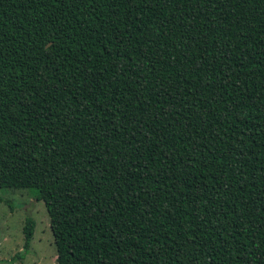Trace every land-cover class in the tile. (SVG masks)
Returning a JSON list of instances; mask_svg holds the SVG:
<instances>
[{
    "label": "trees",
    "instance_id": "1",
    "mask_svg": "<svg viewBox=\"0 0 264 264\" xmlns=\"http://www.w3.org/2000/svg\"><path fill=\"white\" fill-rule=\"evenodd\" d=\"M3 189L57 264H264V0H0Z\"/></svg>",
    "mask_w": 264,
    "mask_h": 264
},
{
    "label": "rangeland",
    "instance_id": "2",
    "mask_svg": "<svg viewBox=\"0 0 264 264\" xmlns=\"http://www.w3.org/2000/svg\"><path fill=\"white\" fill-rule=\"evenodd\" d=\"M30 190H0V264H57L50 221L43 202ZM35 222L28 250L22 229L26 218Z\"/></svg>",
    "mask_w": 264,
    "mask_h": 264
},
{
    "label": "water",
    "instance_id": "3",
    "mask_svg": "<svg viewBox=\"0 0 264 264\" xmlns=\"http://www.w3.org/2000/svg\"><path fill=\"white\" fill-rule=\"evenodd\" d=\"M49 45H47V47H48Z\"/></svg>",
    "mask_w": 264,
    "mask_h": 264
}]
</instances>
